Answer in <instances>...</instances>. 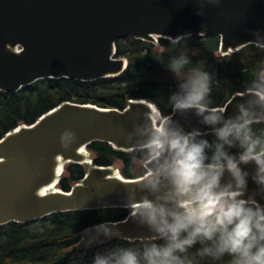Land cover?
<instances>
[{
  "label": "water",
  "instance_id": "95a60500",
  "mask_svg": "<svg viewBox=\"0 0 264 264\" xmlns=\"http://www.w3.org/2000/svg\"><path fill=\"white\" fill-rule=\"evenodd\" d=\"M209 36L219 38L221 56L250 45L264 48V0H0V93H17L46 79L93 82L117 77L127 67L115 55V43L123 37L153 44L158 38L176 43ZM250 99L246 92L235 94L212 109L234 117L237 105L247 106ZM150 107L158 112L145 100H130L123 110L66 102L34 124L7 133L0 139V226L73 211L130 209L122 221L86 229L74 250L117 239L151 241L153 234L133 209L134 201L147 194L148 178L158 167L152 158L138 179H124L116 168L94 166L89 158L90 167L69 192L57 188L61 176L56 175L59 161L82 165L86 159L80 151L90 156L86 147L93 142L121 152L146 149L157 126ZM165 121L186 133H214L194 110H173L159 123ZM241 167L249 173L244 198L264 205V186L251 178L255 166ZM230 179L225 173L221 183ZM50 185L56 192L45 194ZM98 229L100 235L89 243ZM105 229L114 235L106 238Z\"/></svg>",
  "mask_w": 264,
  "mask_h": 264
},
{
  "label": "clouds",
  "instance_id": "9594fccd",
  "mask_svg": "<svg viewBox=\"0 0 264 264\" xmlns=\"http://www.w3.org/2000/svg\"><path fill=\"white\" fill-rule=\"evenodd\" d=\"M189 63L181 55L169 64L179 80L170 104L176 112L194 110L203 117L216 142L198 140L200 132L186 133L173 122H157L145 147L158 167L148 178L147 194L134 201L133 209L153 239L142 249L117 246L97 252L93 264H193L187 253L197 244L200 257L264 264V205L244 198L249 173L241 167L254 165L251 178L264 186V130L257 135L252 127L264 123V71L246 89L254 100L238 104V115L226 117L210 107L209 73L200 67L185 71ZM225 173L231 179L222 184ZM99 235L98 229L89 243ZM103 235L114 233L105 229Z\"/></svg>",
  "mask_w": 264,
  "mask_h": 264
},
{
  "label": "trees",
  "instance_id": "16d2710c",
  "mask_svg": "<svg viewBox=\"0 0 264 264\" xmlns=\"http://www.w3.org/2000/svg\"><path fill=\"white\" fill-rule=\"evenodd\" d=\"M219 44L216 36L185 38L176 43L158 38L157 46L123 37L115 43V55L126 60L127 67L117 77L93 82L46 79L17 93H0V139L19 126L34 124L41 116L66 102L123 110L130 100H145L155 106L163 119L172 113L170 96L178 90L169 64L181 55L190 61L185 71L200 67L209 73L210 107L220 108L233 95L245 93L259 78L264 71V48L250 45L221 56ZM252 127L259 135L264 130V123ZM197 139H206L213 145L216 142L214 133L200 135ZM86 150L92 165L116 168L124 179L143 177L146 174L143 164L152 158L147 149L121 152L103 142H93ZM206 152L211 156V150ZM85 173V166H64L57 188L69 192ZM130 212L129 209L73 211L24 224L0 226V264H93L97 252L103 253L117 246L142 249L151 241L117 239L91 249L74 250L86 229L122 221ZM200 247L197 244L187 253L193 264H230L227 256L220 260L197 256Z\"/></svg>",
  "mask_w": 264,
  "mask_h": 264
},
{
  "label": "bare ground",
  "instance_id": "6f19581e",
  "mask_svg": "<svg viewBox=\"0 0 264 264\" xmlns=\"http://www.w3.org/2000/svg\"><path fill=\"white\" fill-rule=\"evenodd\" d=\"M150 109H151V117H152V120H153V122L154 123H157V122H159V113L153 108V107H150ZM80 153L82 154V155H84V157H85V161L84 162H81L80 164H82V166H85V167H90V162H89V158H90V156H88L86 153H84V151L82 150V151H80ZM66 164H62L60 161H59V165H58V167H57V169H56V175H57V178L59 177V176H61L62 175V173H63V171H62V169L64 168V166H65ZM63 167V168H62ZM52 192H56L55 191V185H50L49 187H47V188H45V190H44V193L46 194V193H52Z\"/></svg>",
  "mask_w": 264,
  "mask_h": 264
},
{
  "label": "rangeland",
  "instance_id": "374dc122",
  "mask_svg": "<svg viewBox=\"0 0 264 264\" xmlns=\"http://www.w3.org/2000/svg\"><path fill=\"white\" fill-rule=\"evenodd\" d=\"M153 44L157 46V41L156 42H153ZM172 76H173L174 80L179 84V80L177 79V77L175 76L174 73L172 74ZM160 120H161V118H159V122H160ZM66 165H68V164H66Z\"/></svg>",
  "mask_w": 264,
  "mask_h": 264
}]
</instances>
